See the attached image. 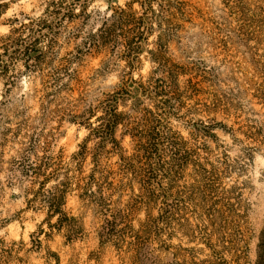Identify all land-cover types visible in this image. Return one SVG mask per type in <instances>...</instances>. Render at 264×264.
<instances>
[{
  "label": "trees",
  "instance_id": "trees-1",
  "mask_svg": "<svg viewBox=\"0 0 264 264\" xmlns=\"http://www.w3.org/2000/svg\"><path fill=\"white\" fill-rule=\"evenodd\" d=\"M87 1L79 6L83 12ZM138 3L137 11L130 4L111 9L64 55H59L57 35L62 23L73 18L75 6L59 0L48 2L38 17L14 19L0 41L3 84L29 75L38 79L33 88L39 104L36 122L65 120L86 130L68 161L47 153L51 132L33 118H23L14 131L3 133L20 144L19 156L11 162L29 181L27 205L44 209L31 234L33 244L40 243V234L53 232H62L67 243L83 238L82 217L65 207L74 192L99 220L98 244L130 253L132 264H231L227 256L236 252L244 182L228 184V179L233 173L240 176L244 163L229 158L214 130L253 143L241 148L250 160L264 142V121L233 126L223 119L183 116L185 136L170 120L181 119L185 99L192 101L190 110L227 115L240 94L250 95L264 113V0H221L222 15L205 16L201 30L218 66L199 58L180 63L167 57L168 43L180 40L184 23L195 18L184 0ZM153 31H158L149 50L154 69L146 80L134 78ZM91 53L105 55L102 70L120 67L109 92L94 94L82 76ZM16 63L20 70L11 75ZM181 76H186L182 83ZM236 132L243 138H236ZM215 149L222 151L214 154ZM141 212L144 218L135 220ZM213 233L221 248L201 260L191 243L199 235L211 249ZM3 253L10 255L6 249ZM257 253L254 264H264V239ZM48 255L58 263L56 252L48 250Z\"/></svg>",
  "mask_w": 264,
  "mask_h": 264
},
{
  "label": "rangeland",
  "instance_id": "rangeland-1",
  "mask_svg": "<svg viewBox=\"0 0 264 264\" xmlns=\"http://www.w3.org/2000/svg\"><path fill=\"white\" fill-rule=\"evenodd\" d=\"M51 0H0V41L9 33L14 19L26 17H38ZM65 5L74 4L73 18L65 20L57 35L59 55L74 51L75 47L101 23L102 19L111 13L116 7H126L130 4L133 10H140L138 0H88L86 11L80 10L83 0H59ZM189 10L194 11L193 21L184 23L181 30V39L168 43L167 57L174 61L184 63L193 58L202 59L206 64L218 66L219 62L210 47L206 45L205 37L201 30V23L205 16L219 18L222 15L221 0H184ZM155 7V4H154ZM158 31L148 37L140 55L141 64L133 71L134 78L146 80L153 71L154 64L150 60L149 50L153 47ZM74 36V37H73ZM119 49V48H118ZM1 52V49H0ZM110 55H106V57ZM104 54H89L86 56L85 67L82 76L87 80L88 87L94 94L111 91L118 81L120 67L102 70L101 60ZM123 61H120V66ZM20 70V64L16 63L10 71L16 75ZM225 70H223V73ZM3 75V73H2ZM186 76L180 77V82ZM38 86L35 76H22L14 78L13 83L4 85L3 76L0 77V264H132L130 253L119 254L112 244L100 246L96 237L98 219L92 215V210L84 202L77 198L73 192L68 195L66 209L76 216L82 217L85 233L82 239L67 243L62 232H53L49 236L40 234V243L33 244L31 234L37 230L44 218V209L38 204L33 207L27 205L26 188L29 185L27 178L20 175L17 167L11 162L19 156L20 144L11 138L3 136L6 129L13 131L18 127L23 118H33L35 124L38 115V99L33 93V88ZM192 101L185 99L180 107L179 117H172L171 126L185 136L188 129L185 128L183 116L189 119H207L213 117L217 121L237 126L238 123H247L251 119L264 121V113L261 106L251 99L250 95L240 94L236 107L227 115L204 113L198 110H190ZM185 112V115H182ZM238 122V123H236ZM45 130H50L51 140L47 147V153L61 156L68 161L77 145L86 134V130L78 128L65 120L57 122L51 120L47 125L39 123ZM219 138V143L230 159H237L244 163L243 171L237 177L233 173L228 184L243 181L242 186V211L241 218H236L238 232L236 233L234 256H227L231 264H254L257 260L258 245L264 239V142L258 145V150L253 152V158L248 159L241 150L242 147L251 145L247 139L238 141L219 128L214 130ZM242 139L238 132L234 135ZM125 147L129 150L128 138L125 139ZM211 148L214 142H209ZM222 151V150H221ZM214 150V154L221 152ZM241 211V212H242ZM144 213L137 214L135 220H142ZM136 225V221H135ZM46 229V228H45ZM235 238V236H234ZM186 241V240H185ZM199 250L198 258L203 260L213 250H219L221 243L216 233H213V248L207 249L198 235L191 243ZM3 249L10 255L3 253ZM48 250L58 254V263L48 255ZM236 259L235 261L232 260Z\"/></svg>",
  "mask_w": 264,
  "mask_h": 264
}]
</instances>
